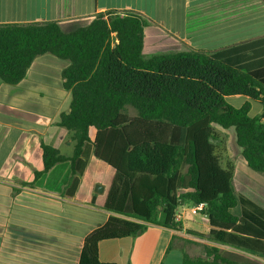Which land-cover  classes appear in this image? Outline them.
I'll return each instance as SVG.
<instances>
[{"label":"trees","instance_id":"obj_1","mask_svg":"<svg viewBox=\"0 0 264 264\" xmlns=\"http://www.w3.org/2000/svg\"><path fill=\"white\" fill-rule=\"evenodd\" d=\"M45 54L70 62L62 76L72 91L71 108L59 126L72 133L75 148L68 158L42 144L44 169L35 179L71 161L66 193L74 197L88 162L83 155L92 152L110 170L100 181L102 195L93 189L80 194L111 216L87 235L78 264H103L101 242L136 236L148 224L181 230L176 213L189 204H205L201 213L212 241L264 259V198L222 166L214 127L233 129L248 168L264 175L263 79L225 53L182 51L175 37L135 11L0 25L4 83H20ZM235 95L260 100L262 117L249 115V103L228 104ZM237 206L241 216L231 212ZM245 253L212 246V260L185 257L183 264H263Z\"/></svg>","mask_w":264,"mask_h":264},{"label":"crops","instance_id":"obj_2","mask_svg":"<svg viewBox=\"0 0 264 264\" xmlns=\"http://www.w3.org/2000/svg\"><path fill=\"white\" fill-rule=\"evenodd\" d=\"M108 11H135L153 21L181 43L182 51L230 60L264 80V0H0V25L61 22L94 17ZM70 62L51 54L37 57L16 85L0 79V264H78L87 235L102 226L111 213L81 200L110 175L92 152L82 156L87 166L77 188L68 196L73 178L71 161L44 169L42 144L71 158L72 133L59 126L71 108L72 91L65 88L63 71ZM249 115L262 117L263 104L243 95L227 97ZM229 104V103H228ZM264 122V119H263ZM233 166L235 179L264 198V175L249 172L240 151ZM31 184V185H29ZM103 185V184H102ZM105 187V186H104ZM183 213L182 229L148 224L136 236L103 241V264H183L184 258L212 260L209 225ZM241 216V207L231 211ZM187 215L195 223L186 224ZM200 226L206 227L202 232ZM229 250L244 253L228 247ZM220 252H222L220 250Z\"/></svg>","mask_w":264,"mask_h":264},{"label":"rangeland","instance_id":"obj_3","mask_svg":"<svg viewBox=\"0 0 264 264\" xmlns=\"http://www.w3.org/2000/svg\"><path fill=\"white\" fill-rule=\"evenodd\" d=\"M226 101L227 103L229 104H232L234 103L235 101L233 100H230L228 102L227 98H226ZM126 112L127 114H129L130 116H136V111L131 108V107H127L126 109ZM220 136V140L218 141L217 143V146H218V155L220 157V160H221V163H222V166L225 164L228 163V161L231 163L233 160H237V158L239 157V152L240 149L237 147L236 143H235V135H234V131L233 129H230V130H225L219 126H214ZM230 168H233L230 167ZM227 169V168H225ZM234 169V168H233ZM249 172L251 173H255L256 175H260L262 177L261 174L259 173H256L254 171H252L251 169H249ZM195 217V220L198 222V223H204L205 219H204V215L199 212L198 215L194 216ZM186 224L192 228V226L194 227L195 223L191 220V216L187 215V218H186ZM200 229L202 232H207V228L206 227H203V226H200ZM214 242V241H212ZM207 246L209 247H212L214 245L210 244V243H205ZM216 245H218L219 249L224 252L225 250H229L228 247L226 246H222L221 244H218V243H215ZM245 253V252H244ZM246 255L250 256V257H253V258H257L258 260H260L263 264H264V259L262 258H259L255 255H252L250 253H245Z\"/></svg>","mask_w":264,"mask_h":264},{"label":"built area","instance_id":"obj_4","mask_svg":"<svg viewBox=\"0 0 264 264\" xmlns=\"http://www.w3.org/2000/svg\"><path fill=\"white\" fill-rule=\"evenodd\" d=\"M205 208V204H199V205H190L188 207L185 208V211L190 213V214H198L199 212L203 211ZM176 221L181 222L182 218H183V213H180L177 211L176 213Z\"/></svg>","mask_w":264,"mask_h":264},{"label":"water","instance_id":"obj_5","mask_svg":"<svg viewBox=\"0 0 264 264\" xmlns=\"http://www.w3.org/2000/svg\"><path fill=\"white\" fill-rule=\"evenodd\" d=\"M105 191V187L102 184H96L94 187V193L97 195H102Z\"/></svg>","mask_w":264,"mask_h":264}]
</instances>
